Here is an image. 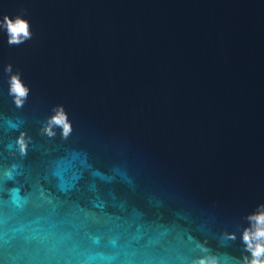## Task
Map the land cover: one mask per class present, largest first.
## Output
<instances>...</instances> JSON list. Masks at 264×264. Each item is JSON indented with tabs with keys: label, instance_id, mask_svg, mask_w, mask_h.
Returning <instances> with one entry per match:
<instances>
[{
	"label": "water",
	"instance_id": "obj_1",
	"mask_svg": "<svg viewBox=\"0 0 264 264\" xmlns=\"http://www.w3.org/2000/svg\"><path fill=\"white\" fill-rule=\"evenodd\" d=\"M21 8L33 38L0 33V171L21 164L27 191L16 207L0 177V264H188L205 238L239 257V239H218L264 202V0H0ZM8 63L31 89L22 109ZM56 104L63 142L38 134ZM8 120L34 138L22 160ZM116 167L131 185L90 190Z\"/></svg>",
	"mask_w": 264,
	"mask_h": 264
},
{
	"label": "clouds",
	"instance_id": "obj_2",
	"mask_svg": "<svg viewBox=\"0 0 264 264\" xmlns=\"http://www.w3.org/2000/svg\"><path fill=\"white\" fill-rule=\"evenodd\" d=\"M28 10L21 8L14 16L7 13H0V33L6 36V41L9 47L20 46L33 38L32 25L28 17ZM4 73L8 80V96L11 97L17 109H22L28 101L30 95V87L22 79V73L19 69H13V65L8 63L4 66ZM39 123L38 134L48 140H54L58 135L61 140L67 141L73 135L74 127L73 121L69 117V113L63 104H56L50 109V114L44 117ZM9 130L18 131L13 142L7 145L8 155L22 160L28 156L30 146L35 147L34 138L28 134L23 128L24 121L17 120L7 121ZM44 154L49 152L48 148H44ZM22 165L19 163H12L10 166L0 171V177L3 178L5 184L13 182L16 186L8 189V200L16 207H23L26 201L22 192L27 191L24 183H19L17 178L22 175ZM90 175L94 178L90 185V190L96 191L95 179L104 182H112L117 176L125 180L131 185L132 181L127 176L125 170L119 167L113 168L111 174L102 173L99 170H93ZM53 176L60 180L59 173L53 172ZM60 190L64 188L58 184ZM74 188L75 185H72ZM160 201L155 202V206L159 207ZM181 219L187 220L186 216H181ZM246 223L236 225L237 231L224 230L220 232L218 239V246H224L229 242H235L239 239L241 244L240 256L231 257L222 255L208 246V239L203 241H195L194 247L199 254L193 256L188 264H264V202L258 203L255 208L248 212L242 218ZM90 239L94 245L100 244V237L90 235ZM113 246L115 241L111 242Z\"/></svg>",
	"mask_w": 264,
	"mask_h": 264
}]
</instances>
